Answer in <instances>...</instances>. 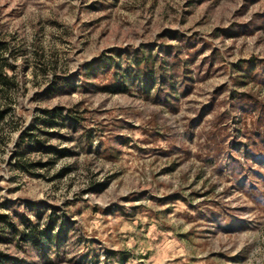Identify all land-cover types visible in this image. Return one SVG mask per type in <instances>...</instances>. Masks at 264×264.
Here are the masks:
<instances>
[{"label": "rangeland", "instance_id": "374dc122", "mask_svg": "<svg viewBox=\"0 0 264 264\" xmlns=\"http://www.w3.org/2000/svg\"><path fill=\"white\" fill-rule=\"evenodd\" d=\"M8 264H264V0H0Z\"/></svg>", "mask_w": 264, "mask_h": 264}, {"label": "trees", "instance_id": "16d2710c", "mask_svg": "<svg viewBox=\"0 0 264 264\" xmlns=\"http://www.w3.org/2000/svg\"><path fill=\"white\" fill-rule=\"evenodd\" d=\"M11 78L4 72L3 66H0V83L7 84L9 83ZM4 112H0V118L3 116ZM8 219L7 215H1L0 214V243L5 240V236H7V228L4 225ZM11 261L10 257L6 255L1 249H0V264H8V262Z\"/></svg>", "mask_w": 264, "mask_h": 264}]
</instances>
